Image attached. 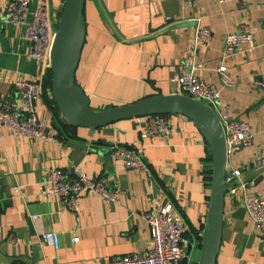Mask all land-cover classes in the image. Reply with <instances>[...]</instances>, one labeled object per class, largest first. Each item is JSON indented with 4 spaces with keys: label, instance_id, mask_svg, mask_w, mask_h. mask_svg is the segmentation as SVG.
I'll return each mask as SVG.
<instances>
[{
    "label": "crops",
    "instance_id": "0c3cea01",
    "mask_svg": "<svg viewBox=\"0 0 264 264\" xmlns=\"http://www.w3.org/2000/svg\"><path fill=\"white\" fill-rule=\"evenodd\" d=\"M28 1L22 23L7 24V0H0V99L14 95L16 82L40 80L38 119L49 127L55 117L67 125L46 102L52 98L46 70L31 60L25 31L38 6L58 24L65 0ZM82 22L85 38L75 84L94 111L178 95L172 79L194 68L205 83L220 89L216 108H210L217 118L228 115L251 126L253 145L227 158L226 172L237 170L240 177L233 184L237 194L225 193L215 264H264V237L246 212L237 216L245 191L264 195V0H85ZM239 24L250 28L257 47H243L224 60L232 86L223 87L217 72L223 41ZM197 28L210 31L206 46L194 47ZM163 117L166 134L150 133L147 116L94 130L67 125L68 131L60 128L58 138L46 141L16 138L3 130L0 264H106L142 253L151 247L143 213L166 206L183 224L188 242L183 264H198L211 204V147L195 121L178 114ZM113 147L141 149L147 171L126 169L113 158ZM70 167L89 178H105L117 201L87 193L73 210L48 196L47 172ZM43 233L58 235V250L41 245ZM74 237L78 242L72 243Z\"/></svg>",
    "mask_w": 264,
    "mask_h": 264
},
{
    "label": "built area",
    "instance_id": "2783aa9c",
    "mask_svg": "<svg viewBox=\"0 0 264 264\" xmlns=\"http://www.w3.org/2000/svg\"><path fill=\"white\" fill-rule=\"evenodd\" d=\"M224 3L227 0H214ZM28 0H7L3 21L7 24H21L28 12ZM57 24H53L43 6H38L32 14L31 21L26 24V38L31 43L30 58L44 70H50V53L53 45ZM211 33L207 29L197 28L193 33L194 47L207 45ZM255 49L256 43L250 28L246 24H239L238 29L228 34L223 41L222 62L217 72L223 87H231L232 81L225 64V59L235 54L239 49ZM179 94L190 97L215 109L220 98V89L205 83L195 69L184 72L172 79ZM14 95L8 99H0V139L3 130H8L16 138H28L32 141H46L55 139L52 128L40 122L35 110V103L40 99L43 86L41 81H19L13 85ZM149 132L166 134L168 124L166 118L160 115L150 116ZM227 158L243 148L253 145L254 134L251 126L243 120H237L228 115H220ZM111 154L114 159L121 161L129 170L146 172L142 150H127L113 147ZM264 166V159L261 160ZM240 177L237 170L226 172L224 184L230 186L228 192L233 197L237 189L233 186ZM45 190L48 196H54L70 209L75 210L78 199L87 193H94L102 199L116 202L117 194L109 191L107 181L103 177L89 178L75 167L69 169L49 170L45 176ZM243 206L254 227L264 237V195L252 191H245ZM147 223L151 247L142 253L132 254L112 259L106 264H183L187 259L188 242L184 239V228L180 217L172 214V207L158 209L151 207L143 213ZM37 220V217H32ZM78 242L74 237L72 243ZM42 246L59 249V238L54 233L40 235Z\"/></svg>",
    "mask_w": 264,
    "mask_h": 264
},
{
    "label": "water",
    "instance_id": "95a60500",
    "mask_svg": "<svg viewBox=\"0 0 264 264\" xmlns=\"http://www.w3.org/2000/svg\"><path fill=\"white\" fill-rule=\"evenodd\" d=\"M85 0H65L50 53L52 98L62 118L76 127L98 129L121 120L178 114L195 121L211 147L212 194L208 229L198 264H215L221 244L227 156L221 124L203 103L184 95L155 96L131 105L96 112L75 84V72L85 38L82 22ZM76 146V145H75ZM245 214L244 206L237 212Z\"/></svg>",
    "mask_w": 264,
    "mask_h": 264
},
{
    "label": "trees",
    "instance_id": "16d2710c",
    "mask_svg": "<svg viewBox=\"0 0 264 264\" xmlns=\"http://www.w3.org/2000/svg\"><path fill=\"white\" fill-rule=\"evenodd\" d=\"M82 17H83V15H82ZM46 85L49 87V89L51 90V87H52V79H51V71L48 69L47 71H46ZM46 99V102H47V104H48V106L52 109V110H54V111H56V114H58L59 113V110H58V108H57V106H56V104H55V102H54V100H53V98H51V99H48V98H45ZM167 114H162V115H160V116H166ZM59 119V118H58ZM56 117L53 119V122L51 123V128L56 132V135H55V137L56 138H58V133L60 134V132H61V129L63 130L62 132H64L65 130H67V128H68V126H70L71 128H76V126H74V125H71V124H65L62 120H58ZM61 128V129H60ZM68 131V130H67ZM66 132V131H65ZM62 134V133H61ZM212 180V179H211Z\"/></svg>",
    "mask_w": 264,
    "mask_h": 264
}]
</instances>
